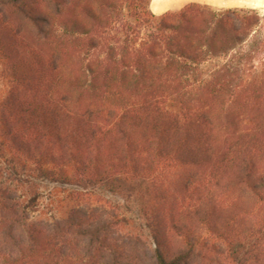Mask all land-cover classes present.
<instances>
[{
	"label": "trees",
	"instance_id": "obj_1",
	"mask_svg": "<svg viewBox=\"0 0 264 264\" xmlns=\"http://www.w3.org/2000/svg\"><path fill=\"white\" fill-rule=\"evenodd\" d=\"M150 1L0 0V264H264V10Z\"/></svg>",
	"mask_w": 264,
	"mask_h": 264
},
{
	"label": "rangeland",
	"instance_id": "obj_2",
	"mask_svg": "<svg viewBox=\"0 0 264 264\" xmlns=\"http://www.w3.org/2000/svg\"><path fill=\"white\" fill-rule=\"evenodd\" d=\"M189 2L204 3L214 8L243 7V8H254V9L259 10L260 12L264 10V0H186V1H183L181 3L182 5L178 8H174V6L172 5L159 6L157 5L156 0H151L149 8L154 14L158 15L166 11L177 10ZM158 12H161V13H158ZM1 89H2V85L0 84V90ZM60 189L62 190L61 186H59L57 194L54 193V195L52 196V199L54 200L53 208L56 213H60V211L62 210L61 206L64 205L65 203L63 202L61 204L59 201L60 198H62V196H65L66 194L65 191H59ZM104 198L107 200H110L111 202H116V201L121 202L119 198L115 196H111V195H107ZM46 200L48 199L46 198Z\"/></svg>",
	"mask_w": 264,
	"mask_h": 264
},
{
	"label": "bare ground",
	"instance_id": "obj_3",
	"mask_svg": "<svg viewBox=\"0 0 264 264\" xmlns=\"http://www.w3.org/2000/svg\"><path fill=\"white\" fill-rule=\"evenodd\" d=\"M180 1H186V0H156L157 5L159 6H170Z\"/></svg>",
	"mask_w": 264,
	"mask_h": 264
},
{
	"label": "crops",
	"instance_id": "obj_4",
	"mask_svg": "<svg viewBox=\"0 0 264 264\" xmlns=\"http://www.w3.org/2000/svg\"><path fill=\"white\" fill-rule=\"evenodd\" d=\"M183 1H180V2H177V3H174L172 6H174V8H178V7H180L182 4ZM173 8V9H174ZM158 13H161V12H158Z\"/></svg>",
	"mask_w": 264,
	"mask_h": 264
}]
</instances>
